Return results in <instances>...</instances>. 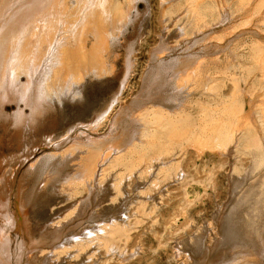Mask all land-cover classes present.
Listing matches in <instances>:
<instances>
[{
  "label": "rangeland",
  "instance_id": "374dc122",
  "mask_svg": "<svg viewBox=\"0 0 264 264\" xmlns=\"http://www.w3.org/2000/svg\"><path fill=\"white\" fill-rule=\"evenodd\" d=\"M105 1L107 3L96 10L94 18L90 17L94 20H88L82 33H78L81 36L79 45L75 46L77 40L70 38L65 47L66 51L70 49L67 54L71 56L63 60V67L73 69L84 82L80 101L57 106L43 94L38 100L50 125L45 128L46 132L49 128L57 129L60 120L61 124L63 122L65 128L59 135L65 140L63 143L59 142L60 138L56 140L60 155L54 156L55 150L51 145L39 146L21 171L28 169L27 180L30 183L41 180L45 195L55 199L61 189H68L73 184L85 180L90 185L89 178L98 167L106 170V156L114 158L112 153L118 148L123 151L133 149L148 125L159 127L166 116L178 114L181 123H184L180 130L165 129L160 137L157 135L147 140V145L152 143V151L160 152L165 159L179 161L183 173L178 180L167 185L165 192L159 193L160 188H156L160 198L146 200L143 206L145 214L137 221L134 211L139 206L133 203L129 207L132 220L129 237L118 236L116 245L111 249L100 247L92 258L84 260L85 264H182L187 260L186 254L176 255L175 248L183 246L188 239L198 246L203 242L210 243L211 232L216 231L213 216L223 207L230 212V228L233 231V242L230 244L234 245L225 247L215 260L210 258L205 264H264V217L257 220L260 225L252 224L248 232L245 226L248 220L245 212L250 211L255 203L249 202L255 200L260 190L255 185L262 172L228 180V171L234 160L248 169L252 163L251 156L245 153L227 154L216 138L228 123L227 119H232L237 132L239 129L250 131L261 135L264 140V0H181L175 8L187 5L194 14L189 17L192 21L186 32L165 20L167 7L173 0H130L129 4L123 0L126 19L115 28H110L109 23L115 20L112 9L121 0ZM2 2L0 0V6H4ZM75 3V0H65L66 9L71 10ZM15 4L9 10L0 8V26L5 23L1 29L4 30L13 21L19 24L25 21L24 14L28 10L26 16L35 21L29 30L32 38L22 44L18 42L14 48L25 44L29 49L26 44L34 42V47L30 48H36V52L43 51L47 44L37 42V35L45 31L44 16L34 8L16 12L20 7H14ZM109 17H112L111 21ZM216 17H220L219 22L211 24ZM95 18L98 20L95 21ZM87 24L91 28H87ZM105 30H108L107 34L104 32L106 40ZM35 31L40 32L37 34ZM54 31L55 28L51 35ZM96 48L100 49V53ZM3 59H0V76L1 69L4 71L18 63L29 65L34 72V81L38 85L41 83L42 56L8 58L5 65L1 63ZM20 78V82L24 83L25 75H20ZM32 91V88L28 89L26 96ZM23 98L19 86L8 97L0 95V163L4 155L18 148L17 131L26 125L23 116L30 111ZM104 112L106 118L96 125L73 126L75 121ZM42 121L37 119L35 125L41 127ZM87 136L94 140L90 141ZM111 164L120 167L114 159ZM102 170L98 171L101 175ZM138 181H142L139 173L127 179L126 187L130 193ZM12 196L11 192H3L0 196V264H41L40 259L32 254L31 247L36 245L35 241L28 240L27 234L25 236L12 229ZM241 209L240 214L236 213ZM239 219L244 223L241 224ZM205 226L211 229L206 232L203 241L200 236L193 237L201 233ZM240 241L248 245L238 244ZM194 260L196 262L190 264H203L200 258ZM65 264L77 263L74 257H66Z\"/></svg>",
  "mask_w": 264,
  "mask_h": 264
},
{
  "label": "bare ground",
  "instance_id": "6f19581e",
  "mask_svg": "<svg viewBox=\"0 0 264 264\" xmlns=\"http://www.w3.org/2000/svg\"><path fill=\"white\" fill-rule=\"evenodd\" d=\"M2 1L4 6H0L1 10L3 8L9 10L12 8V5L16 3L14 7H20L16 12L20 10L25 11L27 9L32 10L33 8L37 11H40L44 16L46 26L45 31H41L42 35L40 33L38 34V32L40 31H35L38 34L37 42H40L42 44L46 43L47 45H44L46 49L38 52H36V48H30L34 47V45H32L35 44L34 42H30V45L32 46L26 44L29 46V49L25 46V44L21 47H17L16 49L18 50L14 48L16 47L18 42L22 44L23 41L27 42L32 38L29 34V30L30 28H32L35 21L29 20L26 16L28 15V10L24 14L26 20L22 21L20 24L18 21L9 23L6 20L9 25H6L7 27L5 26L4 30L2 29L5 23L1 24L0 26V29L2 28L1 30L3 32V34L0 33V38H2L0 40V59L4 58L1 62L2 64H7V61H9L8 58L31 59L40 58L42 56V60L40 63V72L42 76L40 77L41 83L39 85L34 81L32 76L34 72H32L29 65L22 66L21 64L17 63V66L12 64L4 71L3 69H1V97H8V95L12 94V92L17 91L19 86L24 96L23 99L24 101H26L25 104L28 105L30 111L28 114L23 116L24 123L26 122V125H24V127L20 131H17L18 148L13 153L4 155L1 160L0 196L3 192L5 194L11 192V195H13V208L11 215L12 229L17 233L24 234L25 236L27 234L29 237L27 238L28 240L35 241L34 243L36 245L34 244L35 246L31 247L32 254L34 253L33 255H36V257L40 259L41 264H65L66 257H74L77 264H85L84 260L92 258L93 254L97 252L100 247L111 249L116 243V239H119V237H129L128 234L131 228L130 223H132V220L130 219L131 212L129 207L133 203H137L139 206V208L134 211V213L136 214L135 221H137L142 215L145 214L143 206L145 205L146 200L154 199L155 197L160 198L158 196L156 188H160L159 193L165 192L166 187L170 182L179 179L180 174L183 173H181L180 162L175 161L174 158L173 160L165 159L160 154V152H153L152 150H154V145L152 143H150V145H147V140H149L150 138L152 139L157 135H159L158 137H160L163 130L165 129H168L169 131L176 129L178 131L184 123H181V119H179L178 114H176V116L173 114H169L164 118L163 123L158 122L159 127H154L153 124L148 125L140 134L142 138L140 139V141H138V144L133 149L123 151L118 148L112 153L115 155L114 158L113 156L108 155L109 158L107 156L104 158L105 162L104 160H101L102 162H104V164L108 163L106 167L104 165L106 170H102L100 169V167H98V169L94 172L95 175H91V178H89L90 176L88 177L90 185L88 181L85 182V180L82 179L83 182H78L75 185L73 184V186H69L68 189H61V191L59 192L63 195L60 196L59 194L55 199L51 198V196L45 195V188L42 185V182H40L41 180L37 182L31 181L30 183V181H28L26 178L28 169L23 172L21 170L30 160V158L35 154L39 146L51 145L55 150L54 156L60 155V151H58L59 146L56 145H58L59 142H64L65 139L62 140L59 133L62 132L65 127L63 128V122L61 124L60 120V124L58 123L57 129L54 128L53 130V128H49L50 130L46 132L45 128L50 125H48L49 123L43 110L44 107L42 108L39 105L38 100L43 94L44 98L57 106H64L65 102L76 104L80 101L84 82L82 79H80V77H78L77 72H74L73 69H66L63 67V60L66 57L71 56L70 54H67L68 50V52L70 53V49L66 51L65 47L70 42V38L74 39V41L77 40V43H74V45H79L78 42L80 41L78 40L81 38V36H79L78 33L82 31L86 23H89L88 20L91 19L90 17L94 18L93 15L96 14V10H98V8L104 7L105 3L107 2L105 0H75L76 3L73 5L72 9L67 10L65 0ZM126 1H128L126 4L130 3V0ZM180 1L181 0H173L172 4L167 7L168 15L166 16L165 20L170 25H176L186 32L187 27L191 24L192 21L189 17L193 16L194 14L189 11V8L186 4V6H183L180 9H176L175 5H178V2ZM123 3V0L116 2L115 8L112 9L114 11V14H110L114 15L115 20L113 19L114 21L109 23L110 28L111 26H120L123 20L126 19V5L124 6ZM4 13L5 11L3 12V14ZM11 14L12 13H10L9 15ZM13 15L14 13L12 14V16ZM69 15L71 16L68 17ZM9 17L12 18L11 16ZM100 18L98 17V19ZM107 18L108 17H106V19ZM98 19L95 18V21ZM93 20L91 19V21ZM111 20L112 17L110 18V21ZM219 20L220 17L215 19L211 24L214 25L218 23ZM22 24H28L29 26ZM92 24L95 25V23ZM89 25L87 24V28L90 27ZM53 28H55V31L51 35V31ZM199 29L201 30V28ZM92 30L96 31V29L94 28ZM98 30H100V28ZM104 32H106V30L103 31L105 39V35L107 34L108 30L106 34ZM34 35L36 34L34 33ZM74 45L73 48L71 47L72 49H74V47L76 46ZM13 50H16V52H14ZM99 50L98 52L100 53ZM74 55L76 56V54ZM82 55L83 54H81V56ZM87 58H89V56ZM72 63H70V65ZM20 75H25L26 80L23 81L24 83L20 82L22 81ZM30 88H32L33 91L30 95L26 96L25 93H27L28 89ZM105 118V112L99 114L96 113L86 118L80 119L77 122L75 121L73 126L83 125V127H87L96 125ZM258 118L259 120H261L260 116ZM37 119L43 120L41 127H37L38 125H35ZM227 120L228 123L223 126V130L216 137L218 139L219 146L223 148L227 152V154L228 152L232 155H234L235 153L249 154L251 156L252 162L249 168L245 169L238 162V160L235 159L231 164V167L229 168L228 180L231 181L233 178L235 179V177L245 178L248 176H252L255 173L259 174L258 172H262V174H260V177L257 179V185H255L259 187L260 190L256 194L255 200L249 202L255 203L253 206H251L250 211L245 212V217L248 218L245 224L246 230L248 232L252 224H256L258 219H263L264 217V140L260 138L261 135L252 133L250 131L239 129V132H237L236 124L234 123V121L232 119ZM68 132L69 131H67V133ZM77 132H79V130ZM262 136L264 139V135ZM87 138H89L90 141L94 140L92 139L93 137L90 136H87ZM56 140L60 141L58 142ZM161 153L164 152L162 151ZM49 158L50 157H48V159ZM113 159L116 160L117 164H119L120 167H115L113 164H111ZM144 160L148 161L144 163ZM43 161L42 164L44 163ZM108 169L109 171H107ZM99 170H102V175L101 173L99 174ZM138 173L139 179H141L142 181L136 182L133 189L131 190L132 193H130V191L126 187L127 179L131 175ZM97 175H99V177H96ZM255 192H257V190H255ZM253 194L255 193L253 192ZM6 197L8 196L6 195ZM245 202L246 201H244V204H246ZM42 204H45L46 206L43 207ZM241 212L242 209L241 211L239 210V212L236 213L240 214ZM233 214L234 213H232L231 215ZM213 217L215 221L216 231L211 232L212 240L210 243L205 244V242H203L200 246H198L193 240L186 239L187 241L183 244V246L180 245L175 248L176 255H180V253H184V255L186 254L187 260L182 264H190L192 261L196 262V260L194 259L197 258H200V261L205 264L210 258H213V260H215L214 258L220 255L225 247L234 245L230 244V242L233 240V231L230 228V212H228V210L223 207ZM241 221L242 220H240V222ZM242 223L244 222H241V224ZM257 224H259V222ZM210 229L211 227L208 228L207 226H205L202 228L201 233H196L193 237L196 238L200 236L203 241L205 239L204 236L206 232ZM252 229L254 230V228ZM247 232H245V234ZM254 232L257 231L255 230ZM256 234H258V232ZM236 239H234L235 243ZM241 241L238 242V244L243 242ZM243 244L244 243H242L241 245ZM247 245L244 244L245 247ZM241 248L243 249L244 247L242 246ZM116 249L118 250V248ZM210 262L208 261V263Z\"/></svg>",
  "mask_w": 264,
  "mask_h": 264
}]
</instances>
